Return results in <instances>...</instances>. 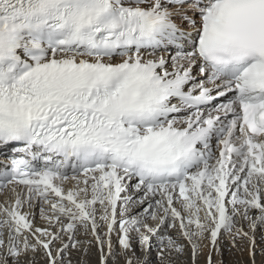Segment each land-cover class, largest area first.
<instances>
[{"label":"snow or ice","instance_id":"6c2138e0","mask_svg":"<svg viewBox=\"0 0 264 264\" xmlns=\"http://www.w3.org/2000/svg\"><path fill=\"white\" fill-rule=\"evenodd\" d=\"M0 156V264L254 248L264 0H0Z\"/></svg>","mask_w":264,"mask_h":264},{"label":"rangeland","instance_id":"374dc122","mask_svg":"<svg viewBox=\"0 0 264 264\" xmlns=\"http://www.w3.org/2000/svg\"><path fill=\"white\" fill-rule=\"evenodd\" d=\"M40 222L42 224L41 226H44L42 221H40ZM37 224H38V226L40 225L39 223H37ZM103 230L104 229H101V231H103ZM245 231H247V227H245ZM257 231H259V230H257ZM262 235L264 238V234L259 232L258 234L255 233V237H254L255 241H257L256 243L260 244L259 249L256 250V248H255L256 244H255L254 249H253V251L255 253V264H264V251H262V249H264V239L263 240L261 239ZM206 244H207V240H205V242H204V240L200 242L202 251H201V253H200V255L196 261V264H202L203 263L202 260H203L204 255H205V251H204V246H202V245H206ZM220 246L222 248V255L218 256L216 253H213L214 264H217V262L221 261V260L223 261V264H252V256H250V254H249L250 251H248V250H251L252 245H251L250 241H248L247 239H243V240L237 239L235 242V246H233L232 242L230 240H228L227 238L222 236V238L220 239ZM90 251H92V252H90ZM95 251H97L96 247H95V245H92L90 250H89L88 255L83 257L88 262V264H96L97 255H96ZM116 251L117 252L119 251L118 246L116 248ZM189 252H190V250H186L185 253L179 258L180 259L179 264H192L191 257L189 256ZM81 255L82 254L80 252H72L71 258H72L74 264H77V262L81 258ZM37 259L39 260L38 257H37ZM39 264H43V261H40ZM108 264H123V260H122V258H120L117 255L115 258L110 257ZM204 264H205V261H204Z\"/></svg>","mask_w":264,"mask_h":264},{"label":"bare ground","instance_id":"6f19581e","mask_svg":"<svg viewBox=\"0 0 264 264\" xmlns=\"http://www.w3.org/2000/svg\"><path fill=\"white\" fill-rule=\"evenodd\" d=\"M41 220L39 219V212H38V210H37V213H36V220H35V222H36V224L37 223H39L40 225L39 226H41L42 224H41V222H40ZM43 223V222H42ZM38 225V224H37ZM45 226V225H44ZM259 232H261V231H256V233L258 234ZM264 234V233H263ZM262 238V240L264 239L263 238V235L261 236ZM222 238V237H221ZM220 238V239H221ZM261 240V241H262ZM204 242H205V240H204ZM257 241H255V244H256V246H255V248H256V250L257 249H259L260 248V244H258V243H256ZM204 244V243H203ZM226 244V243H225ZM94 245V244H93ZM202 246H204V251H205V255H204V258H203V260H202V264H204V261H205V259H206V255H207V253H208V251H209V249H210V247H211V245H210V243L207 241V244L206 245H202ZM93 248V247H92ZM244 248V247H243ZM253 246H252V248H251V251H253ZM95 250V249H94ZM248 251H250V250H248ZM90 252H92V251H90ZM96 252V251H95ZM78 256V255H77ZM187 256V255H186ZM185 256V257H186ZM189 256H190V252H189ZM219 256V255H218ZM251 256V255H250ZM191 257V256H190ZM38 258H39V256H38ZM90 259V258H89ZM91 261V260H90ZM179 261H180V259H179ZM40 263V262H39ZM153 264H155L154 262H153Z\"/></svg>","mask_w":264,"mask_h":264}]
</instances>
